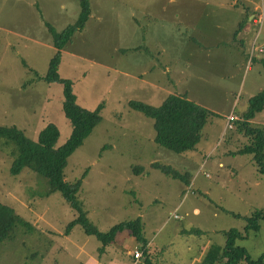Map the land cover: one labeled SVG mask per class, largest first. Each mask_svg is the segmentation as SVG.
I'll return each instance as SVG.
<instances>
[{
    "label": "rangeland",
    "instance_id": "374dc122",
    "mask_svg": "<svg viewBox=\"0 0 264 264\" xmlns=\"http://www.w3.org/2000/svg\"><path fill=\"white\" fill-rule=\"evenodd\" d=\"M89 8L84 28L59 51L57 71L71 79L80 104L102 105V119L69 156L66 180L82 179L78 200L101 232L139 219L157 264H198L211 244L224 245V231L243 230L245 218L264 208L252 154L236 153L252 137L235 122L264 89V0H89ZM79 11L78 0H0V125L35 140L52 122L57 145L69 138L62 83L43 78L55 53L47 23L58 32ZM171 93L210 110L192 150L157 144L154 119L128 103L160 105ZM230 111L238 114L232 129ZM250 123L264 127V108ZM7 150L0 149V200L26 224L0 243V264H142L127 232L104 247L80 224L65 234L78 211L42 175L10 174ZM260 223L235 241L253 258L264 253Z\"/></svg>",
    "mask_w": 264,
    "mask_h": 264
},
{
    "label": "trees",
    "instance_id": "16d2710c",
    "mask_svg": "<svg viewBox=\"0 0 264 264\" xmlns=\"http://www.w3.org/2000/svg\"><path fill=\"white\" fill-rule=\"evenodd\" d=\"M78 1L80 11L75 23L58 32L47 23L55 53L50 58L43 75L48 82L62 83V110L72 125L69 138L62 145H57L59 130L52 122H47L39 130L35 140L27 137L24 131L15 125H0V149L6 147L12 158L9 167L10 174L17 175L22 169L28 168L42 175L48 180L49 191L60 192L64 199L78 211L77 218L66 226L65 234H69L76 225L80 224L87 234L96 236L104 247L113 243L119 233L126 231L140 245L142 264H157L152 258L156 251L150 248L148 240L144 237L139 219L121 222L111 226L108 231L101 232L90 222L78 200L82 179L66 180L65 168L69 156L83 144L86 137L102 119V105L88 108L80 104L77 94L73 91L71 79L59 76L57 71L59 51L71 40L74 32L84 28L90 15L89 0ZM262 62L264 64V58ZM128 103L132 108L154 119L155 142L176 153L192 150L195 147L210 113L209 109L189 99L185 94L171 93L160 105L137 99H130ZM263 108L264 89L248 99L242 116L235 122L238 131L252 137L251 143L238 149L236 153L252 154L254 163L264 178V127L252 126L250 123L255 114ZM154 165L168 174L171 173L169 167L158 163ZM172 176L179 177L176 172H173ZM261 220H264V208L256 209L251 216L245 218L246 223L243 230L229 228L224 231V245L211 244L198 264H264V253L258 258H253L246 247L235 243L236 240L245 239L250 231L258 232L261 228ZM25 224L26 222L17 215L12 206L0 200V243L11 238V233L17 225ZM102 247L99 248L101 252Z\"/></svg>",
    "mask_w": 264,
    "mask_h": 264
},
{
    "label": "built area",
    "instance_id": "2783aa9c",
    "mask_svg": "<svg viewBox=\"0 0 264 264\" xmlns=\"http://www.w3.org/2000/svg\"><path fill=\"white\" fill-rule=\"evenodd\" d=\"M252 20L255 22V23H260L262 21V15L260 13H257L256 15L253 16ZM255 49V46H254V42H253V45H252V48H251V54H252V51ZM258 52H263V48L262 47H259L258 49ZM236 118V115L234 113H232V111L228 112V114L226 115V127L228 129H232L233 128V123L232 121ZM142 254V251L140 249H135L134 252H133V256H135V258H139Z\"/></svg>",
    "mask_w": 264,
    "mask_h": 264
},
{
    "label": "crops",
    "instance_id": "0c3cea01",
    "mask_svg": "<svg viewBox=\"0 0 264 264\" xmlns=\"http://www.w3.org/2000/svg\"><path fill=\"white\" fill-rule=\"evenodd\" d=\"M256 12H258V11H252V12L250 13V16H251V17H250V20L252 21V23H255V22L252 20V18H253L254 14H255ZM255 15H256V14H255ZM254 40H255V38L253 39V41H254ZM235 115H236V114H235ZM237 115H238V114H237ZM237 115H236V116H237ZM220 164H221V163H220ZM195 212H196V211H195ZM124 232H126V231H124ZM121 233H122V232H121ZM127 233H128V232H127ZM119 234H120V233H119ZM119 234H118V235H119ZM118 235H117V236H118ZM117 236H116V238H117ZM131 237H132V236H131ZM115 241H116V239H115ZM122 247H123V246H121V248H122ZM124 249H125V248L123 247L122 250H124ZM138 259H139V258H135L134 261H138Z\"/></svg>",
    "mask_w": 264,
    "mask_h": 264
}]
</instances>
